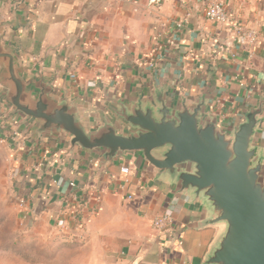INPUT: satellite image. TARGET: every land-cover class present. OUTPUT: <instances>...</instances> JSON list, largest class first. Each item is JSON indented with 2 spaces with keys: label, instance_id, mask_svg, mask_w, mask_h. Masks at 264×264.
<instances>
[{
  "label": "crops",
  "instance_id": "1",
  "mask_svg": "<svg viewBox=\"0 0 264 264\" xmlns=\"http://www.w3.org/2000/svg\"><path fill=\"white\" fill-rule=\"evenodd\" d=\"M147 1L0 0V44L26 83L50 85L49 97L69 101L89 133L105 122L128 133L120 104L153 102L161 90L173 107L205 97V114L226 129L263 104L256 135L264 153V0H217L226 23L205 17L216 0H164L157 12ZM239 23L258 32L253 46L236 42ZM6 94L0 78V139L29 219H67L68 231L84 238L89 264H203L221 227H197L207 216L199 204L174 195L139 154L103 162L99 150L72 148L64 132L37 133V121L14 114ZM162 215L173 225L157 230Z\"/></svg>",
  "mask_w": 264,
  "mask_h": 264
},
{
  "label": "water",
  "instance_id": "2",
  "mask_svg": "<svg viewBox=\"0 0 264 264\" xmlns=\"http://www.w3.org/2000/svg\"><path fill=\"white\" fill-rule=\"evenodd\" d=\"M1 83L14 114L37 121V133L64 132L71 147L99 150L102 161L141 155L158 179L174 185L173 194L199 204L207 213L197 227H221L203 264H264V153L257 145L263 107L251 108L240 124L226 129L196 105L173 107L161 90L153 102L142 98L116 115L130 128L125 134L105 122L87 132L66 99L49 97L50 85H28L12 52L0 44Z\"/></svg>",
  "mask_w": 264,
  "mask_h": 264
},
{
  "label": "rangeland",
  "instance_id": "3",
  "mask_svg": "<svg viewBox=\"0 0 264 264\" xmlns=\"http://www.w3.org/2000/svg\"><path fill=\"white\" fill-rule=\"evenodd\" d=\"M8 145L0 139V264H89L84 238L62 226L29 219L20 206Z\"/></svg>",
  "mask_w": 264,
  "mask_h": 264
},
{
  "label": "built area",
  "instance_id": "4",
  "mask_svg": "<svg viewBox=\"0 0 264 264\" xmlns=\"http://www.w3.org/2000/svg\"><path fill=\"white\" fill-rule=\"evenodd\" d=\"M164 3V0H148L147 7L151 11H159ZM205 17L214 22L218 23H226L229 20V14L226 9V5L224 2L221 1H213L211 2L205 12ZM180 27V25H178ZM235 40L241 46L251 47L253 46L258 40V32L255 29H247L242 24L235 25ZM5 128L4 123L0 122V131ZM4 140H2L3 142ZM122 173L129 174L130 169L129 167H123ZM71 187H75L73 183L70 184ZM74 201L77 204H81L78 196L73 197ZM26 199L20 200V206L22 208L26 207ZM73 220L77 223L78 227H82L83 223L79 219L78 216L73 217ZM62 226L64 229H69V221L67 219H62ZM173 225V219L170 215H162L156 218L153 222V226L157 230H165L170 228Z\"/></svg>",
  "mask_w": 264,
  "mask_h": 264
}]
</instances>
